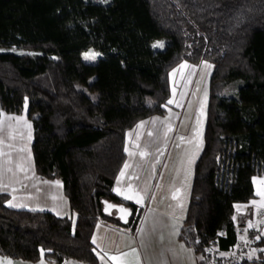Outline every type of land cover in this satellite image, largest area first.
<instances>
[{"label":"trees","instance_id":"trees-1","mask_svg":"<svg viewBox=\"0 0 264 264\" xmlns=\"http://www.w3.org/2000/svg\"><path fill=\"white\" fill-rule=\"evenodd\" d=\"M164 40L163 47L151 42ZM102 52L86 60L88 48ZM212 63L202 148L193 165L178 238L208 264L206 248L231 249L235 204L254 197L264 170V0H0V108L27 102L35 171L62 181L76 220L15 208L0 192V254L47 264H101L92 232L106 203L142 205L114 191L126 131L162 115L168 73L180 60ZM258 232V237L253 234ZM257 250L234 263L264 264Z\"/></svg>","mask_w":264,"mask_h":264},{"label":"rangeland","instance_id":"rangeland-1","mask_svg":"<svg viewBox=\"0 0 264 264\" xmlns=\"http://www.w3.org/2000/svg\"><path fill=\"white\" fill-rule=\"evenodd\" d=\"M158 43L164 44V40L155 39L151 45ZM86 53H94L96 58L102 55V52L91 47L84 50L82 55L85 57ZM211 69L212 63L205 59L199 62L180 60L168 73L170 92L166 100V112L140 119L125 133L126 158L121 172L127 169L125 165L131 170H128L125 180L118 186L119 192L127 189L132 191L130 188L134 185L136 188L137 185L133 181L138 174L137 184L140 186V193L146 194L144 196L146 219L141 225V232L158 234L157 239L165 242L162 243V247L175 246L170 235L172 236L175 228L179 229L188 203L193 165L203 143ZM23 111L27 115V102L23 104ZM141 152L146 155L141 156ZM150 178L151 186L145 193L143 190L146 184L141 181ZM103 224L105 223L102 220L98 221V226ZM115 230L131 234L132 228L118 225ZM111 236L110 234L109 238ZM239 236L237 244L226 252L212 256L208 253V264L224 261L236 254V261L255 254L256 248L250 240L243 246V234ZM166 240L171 243L167 244ZM120 241L124 239H119L118 243ZM180 244H183L181 240L178 245Z\"/></svg>","mask_w":264,"mask_h":264},{"label":"crops","instance_id":"crops-1","mask_svg":"<svg viewBox=\"0 0 264 264\" xmlns=\"http://www.w3.org/2000/svg\"><path fill=\"white\" fill-rule=\"evenodd\" d=\"M23 112V108L18 113L6 112L0 108V192L7 193L5 202L8 206L48 210L57 215L69 216L72 224H74L76 214L70 210L68 198L63 191L62 181L58 178L43 177L34 169L30 148L33 138L32 121ZM121 168L115 178L114 191L125 198L132 197L131 200L135 202L142 200V203H138L142 205V212L131 234L115 230L118 225H124L122 223L116 224L102 220L105 223L103 226H98V223L95 225L92 241L96 247L99 262L101 264H198L202 258L201 253L196 252L178 238V227L174 229L172 236L170 235L175 246L169 247H162V243L165 242L157 239L158 234L141 232V225L146 219V201L144 200L146 194L140 193V186L137 184L138 174L133 181L137 185L136 188L134 185L130 188L132 191H127L126 188L127 190L119 192L118 186L131 170L126 167L127 169L121 172ZM261 181H264V170L261 174L252 176L254 197L246 202L235 204L234 224L237 235L232 248L239 241V234H243L242 239H244L246 235H249V228H257L261 222L264 223V207H261V204L264 203V195H262L264 183ZM141 182L146 184L143 190L146 193L151 186L152 179ZM149 217L151 218V216ZM110 234L112 235L111 238H109ZM119 239H124V241L118 243ZM180 240L183 244L178 245ZM166 243L170 244L171 242L166 240ZM227 250L220 249L213 243L206 248V252L211 256ZM256 250L257 248L255 254ZM255 254L245 257H251ZM113 257H117V259L114 260ZM0 264H47V262L42 257L36 261H28L0 254Z\"/></svg>","mask_w":264,"mask_h":264},{"label":"water","instance_id":"water-1","mask_svg":"<svg viewBox=\"0 0 264 264\" xmlns=\"http://www.w3.org/2000/svg\"><path fill=\"white\" fill-rule=\"evenodd\" d=\"M122 209L124 211H122ZM102 211L103 213L107 215L114 216L122 224H126L131 215V209L123 203H109L108 202L103 205Z\"/></svg>","mask_w":264,"mask_h":264},{"label":"snow or ice","instance_id":"snow-or-ice-1","mask_svg":"<svg viewBox=\"0 0 264 264\" xmlns=\"http://www.w3.org/2000/svg\"><path fill=\"white\" fill-rule=\"evenodd\" d=\"M153 46L154 47H163V44L162 43H158L157 45H153ZM84 58L86 60H94L96 58V54H94V53H86ZM140 155L144 156V155H146V153L141 152ZM125 167H127V165H125ZM121 175H123V173H121ZM261 183H264V181H261ZM262 195H264V193H262ZM127 198L131 199L132 197H127ZM137 203H142V200H137ZM253 203H255V202H253ZM261 207H264V203L261 204ZM122 211H124V210L122 209ZM249 226L251 227L252 225L250 224ZM133 251H135V250H133ZM125 255H127V254H125ZM112 259L115 260V259H117V257H113Z\"/></svg>","mask_w":264,"mask_h":264},{"label":"built area","instance_id":"built-area-1","mask_svg":"<svg viewBox=\"0 0 264 264\" xmlns=\"http://www.w3.org/2000/svg\"><path fill=\"white\" fill-rule=\"evenodd\" d=\"M263 222H261L262 224ZM253 237L254 238H257L258 237V232H256L255 234H253ZM248 240H250L249 236H246L244 239H243V246L248 242ZM239 253V251L237 252ZM237 259V254L231 258H226L223 262L224 263H234ZM65 264H83V263H79V262H75V261H70V263H65Z\"/></svg>","mask_w":264,"mask_h":264}]
</instances>
